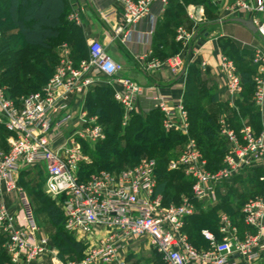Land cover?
Returning a JSON list of instances; mask_svg holds the SVG:
<instances>
[{
	"label": "built area",
	"instance_id": "built-area-1",
	"mask_svg": "<svg viewBox=\"0 0 264 264\" xmlns=\"http://www.w3.org/2000/svg\"><path fill=\"white\" fill-rule=\"evenodd\" d=\"M122 5L124 23L132 27L147 17L154 4L165 8L169 0H117ZM215 3L224 0H214ZM196 9L189 18L198 20ZM199 11V10H198ZM227 17L252 15L257 33L264 39V22L254 20L264 13V0H232L225 7ZM78 23L76 12L69 15ZM116 34V33H115ZM190 36L179 31V41ZM88 60L75 64L65 51L50 79L34 93L17 102L8 98L0 84V133L5 134L0 145V240L8 264H129L121 256L122 241L143 239L163 264H256L261 257L264 239V192L248 200L242 207L243 223L255 230L254 236L236 239L235 230L227 218L221 220L223 238L203 232L208 243L204 252L197 251L182 233L185 221L195 214V202L210 199L215 186L229 181L241 168L258 164L264 173V136H256L249 128L241 130L242 143L232 133L226 137L230 149L221 168L210 172L206 168L196 142L189 139L183 151L167 165L168 171H180L191 181V194L178 204L165 203L156 193L158 176L154 159L142 160L134 167L119 172L98 171L82 177L81 167L87 162L79 140L97 143L105 132L83 107V98L97 86L93 69L114 81L123 71L104 51L100 42L88 48ZM256 63L264 66V53L258 52ZM170 70L182 69L180 55L166 61ZM160 62L147 69L156 70ZM226 89L234 96L242 91L243 82L235 66L222 60ZM1 76V70H0ZM121 89H114L113 101L123 110L126 123L135 112L136 102L145 97V90L130 80L118 79ZM255 100L264 99V80L255 78ZM109 83V82H108ZM156 108L164 115L165 133L187 134V114L181 104L168 108L166 100H158ZM76 105L78 109L73 112ZM70 127V136H64ZM44 168L43 191L56 201L63 217V229L83 247L81 260H62L51 240L41 234L33 210L19 185V176L29 168ZM264 180V177H262ZM15 197L18 211L12 212L7 198Z\"/></svg>",
	"mask_w": 264,
	"mask_h": 264
},
{
	"label": "crops",
	"instance_id": "crops-1",
	"mask_svg": "<svg viewBox=\"0 0 264 264\" xmlns=\"http://www.w3.org/2000/svg\"><path fill=\"white\" fill-rule=\"evenodd\" d=\"M62 1L64 13L61 18L60 39L52 49L56 62L65 51L75 64L88 60L89 45L97 41L102 44L105 53L123 68L114 81L93 69L91 75L98 80L93 90H106L113 94L114 89H121L118 79L137 83L145 90V97L136 102L132 115L142 120L157 115L161 128L164 115L156 108L159 102L153 98L166 100L165 105L170 109H176L181 104L187 114V134L180 131L169 133L183 137L184 144L189 139L195 141L191 136L192 124L186 106L190 104V98H199L203 111L211 116V123L216 130L213 137L222 151L220 168L230 149L227 133L232 132L239 143H242L243 128H249L256 136H264V99L256 102L254 82L255 78L264 80V66L261 62L256 63L258 52L264 53V39L227 17L225 7L232 0L220 3H215L214 0H197L199 3L186 4L182 0H169L165 8L154 4L149 15L132 27L124 23L122 5L117 0ZM178 6L181 7V12L177 10ZM193 9L197 10L196 21L188 16ZM73 12L78 14V23L68 19ZM251 17L249 13L239 15V18L246 20ZM254 20L264 22V13H256ZM180 30L190 36L189 41L178 40ZM176 55L182 57L183 66L180 71L173 73L166 61ZM222 60L229 61L235 68L243 66L241 72L238 70L243 82L241 93L234 96L228 94ZM155 61L162 66L156 70L147 69ZM77 109L74 105L72 111ZM0 136L3 140L5 134L0 133ZM261 174L264 173L258 164L244 166L229 181L215 186L210 199L195 202V214L184 225L191 218L219 207L227 196L229 200L226 204L229 206L238 205L244 197L247 199L246 203L260 196L264 192V180H261L264 175ZM232 195L233 199L230 200ZM6 201L11 211L16 212V198L9 197ZM223 211V208H218L213 217ZM218 222L215 220L211 229L204 228L200 231L201 242L197 247L189 242L183 229L182 233L197 251L204 252L208 243L202 235L203 232L213 234L217 241L223 238L220 232L221 221L220 224ZM231 226L238 240L256 234L255 230L247 229L243 221L240 225ZM261 244L264 245V239ZM262 257L264 250H261V257L256 264H264Z\"/></svg>",
	"mask_w": 264,
	"mask_h": 264
},
{
	"label": "trees",
	"instance_id": "trees-1",
	"mask_svg": "<svg viewBox=\"0 0 264 264\" xmlns=\"http://www.w3.org/2000/svg\"><path fill=\"white\" fill-rule=\"evenodd\" d=\"M31 0H8V18L10 23L15 29L18 30L23 44L28 48H42L44 51L51 49L58 39H60L62 15L64 13V3L62 0H32L33 3L28 7L27 3ZM184 4L193 2L199 3L197 0H182ZM205 4V2H202ZM25 9V13L20 14ZM177 10L181 12V7L178 6ZM21 51L15 52L6 48L3 52L0 60V84L9 86L10 95L17 90L26 79V73L30 72L26 56L21 54ZM238 73V69L236 68ZM36 74V83H40L43 79L39 72L34 71ZM239 74V73H238ZM240 75V74H239ZM43 81V80H42ZM41 81V82H42ZM45 83H43L44 85ZM43 85L37 86L30 93L37 92ZM27 95V94H26ZM113 94L106 90H92L86 95V106L88 110L97 112L104 111L106 116L104 118L105 123L110 122V117L116 112L113 109H119L120 107L113 101ZM109 97H111L109 99ZM12 100L13 98L10 97ZM110 100V104H106V101ZM16 100L15 102H17ZM190 104L186 106L189 120L191 121V136L195 139L196 144L201 151L203 158L206 159V168L210 172H214L220 168L222 151L219 148L218 143L214 140L215 127L211 123V116L203 111L201 107L200 99L197 97L190 98ZM108 103V102H107ZM112 109V110H111ZM121 109V108H120ZM101 118V116H99ZM135 124V127H134ZM112 132H105V139L103 141L104 149L99 151L113 150V157L116 161L111 169L103 170L108 172H119L123 170L124 164L134 162L139 156V151L143 150L145 146H149L153 149H159L160 152L165 153L167 148L171 145H179L184 143L185 139L177 134L165 132L161 128L160 121L157 115H153L146 120H142L138 116L132 115L126 122L124 127L120 128L118 122L115 120L112 124ZM118 130L122 131L119 134ZM3 133V132H1ZM117 137V138H115ZM0 139L2 137L0 136ZM1 145V144H0ZM106 152V153H107ZM220 155V156H219ZM219 156V157H217ZM157 162V176L158 184L156 193L162 196L165 203L173 202L178 204L182 197L190 196V180L184 177L179 171H168L167 165L169 161H166L163 157L155 159ZM105 163V158L99 162L100 165ZM126 169V168H125ZM102 170V169H101ZM100 170V171H101ZM176 183V184H175ZM190 187V188H189ZM189 188V189H188ZM173 190L172 194L168 191ZM228 196L222 201V204L218 207L210 209L208 212L201 213L198 216L191 218L186 225H184L183 233L188 236L189 242L197 247L201 242L200 231L204 228L211 229L213 224L212 217L218 208L225 209V204L228 202ZM57 207V205H56ZM60 215V233L62 234L63 244L66 245L65 250L77 253V251L83 252V247L76 243L63 229V217L60 210L57 207ZM2 241L0 240V264L7 263L8 258L1 248ZM60 256L62 252H59ZM62 260V256L60 257Z\"/></svg>",
	"mask_w": 264,
	"mask_h": 264
},
{
	"label": "rangeland",
	"instance_id": "rangeland-1",
	"mask_svg": "<svg viewBox=\"0 0 264 264\" xmlns=\"http://www.w3.org/2000/svg\"><path fill=\"white\" fill-rule=\"evenodd\" d=\"M32 3L33 1L31 0L27 3V6L29 7ZM7 8L8 0H0V60H3V52L6 48H8L10 50H15V52L22 50L21 54L26 56V59L29 61L28 64L32 63V66H29V68L32 70L31 73H26V79L23 80L22 85L18 87L17 90L12 92L13 96L9 94L10 89L7 85V82L6 85H3V87L5 88L6 96L8 98L12 97L13 100L16 101L31 92L32 90H34L40 84L43 85V83H46L54 73L58 62H56L57 60L52 56V49L55 42L52 43L53 46L48 51H44L42 48H28L23 44L18 30L15 29L9 21ZM25 11L26 10L23 9L20 14L23 15ZM236 67L238 68L239 72L243 70L242 65ZM34 71L39 72L42 75V82H35L36 74H34ZM110 98L111 97H109V99ZM109 102L110 100L106 101V104L109 105ZM83 107L86 110L88 116L95 119L96 123L102 126L104 132H112V124L115 120L118 122L117 126H119L120 128L124 127V125L126 124L123 120V110L120 108L113 109L116 110V112L111 115L110 122L105 123L104 118L106 114L104 111H100L97 112V114H94V111L87 109L85 99L83 102ZM99 116H101V118ZM73 130L74 129L70 127L68 130H66L64 136H70ZM118 131L119 134H122L121 130ZM103 141L104 140L97 143H91L87 140H79L80 148L83 150L88 162L82 165L81 167L82 177H87L88 175L94 172H98L101 169H111V167L115 164L116 161L113 157V150L115 149H109L108 152L99 151L104 149L105 145L103 144ZM1 143H4V140L0 139V144ZM184 146V143L179 145H171L167 148L165 153L160 152L159 149H153L149 146H145L143 150L139 151V156L135 159V161L129 162L128 164H124L123 168H131L142 160H155L160 157H163L166 161L174 160L183 151ZM104 158L105 163L100 165L99 162ZM44 176V168H29L20 174L18 180L19 185L22 191L25 193L26 199L33 210V214L41 234L51 240V244L53 248L58 252L59 257L62 256V258H64L63 260L79 261L83 257L81 251H77V253H74L72 252V250H70V252L65 250L66 245L63 244V240L61 239L62 234L60 233V215L56 207V201L46 195L42 189ZM172 191L173 190H170L168 192L172 194ZM229 198L230 200L233 199V195ZM246 200V197L242 198L239 204L236 206H229L228 204H225L224 211L222 213H219L217 216L212 217L211 223L214 225L215 220L218 222L220 217L224 216L231 224L240 225L243 221L242 207ZM220 221L218 222L219 224ZM70 237L74 240L72 236ZM200 248L201 246L197 249ZM120 251L121 256L125 257L126 261L129 264H163L159 256L156 255L152 248H149L148 242L143 239L134 238L122 241ZM59 252H62L61 256ZM261 261L264 262V257H262ZM3 264L7 263L5 262Z\"/></svg>",
	"mask_w": 264,
	"mask_h": 264
},
{
	"label": "water",
	"instance_id": "water-1",
	"mask_svg": "<svg viewBox=\"0 0 264 264\" xmlns=\"http://www.w3.org/2000/svg\"><path fill=\"white\" fill-rule=\"evenodd\" d=\"M231 21L240 24L241 26H243L244 28H246L248 31H250L253 34L257 33V28L251 19L246 20L243 18H236Z\"/></svg>",
	"mask_w": 264,
	"mask_h": 264
}]
</instances>
